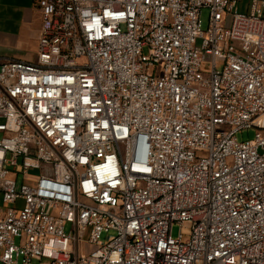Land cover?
<instances>
[{"label":"built area","instance_id":"1","mask_svg":"<svg viewBox=\"0 0 264 264\" xmlns=\"http://www.w3.org/2000/svg\"><path fill=\"white\" fill-rule=\"evenodd\" d=\"M239 2L37 0L36 61L0 62V264H264V0Z\"/></svg>","mask_w":264,"mask_h":264},{"label":"crops","instance_id":"2","mask_svg":"<svg viewBox=\"0 0 264 264\" xmlns=\"http://www.w3.org/2000/svg\"><path fill=\"white\" fill-rule=\"evenodd\" d=\"M40 28L37 0H0V62L36 61Z\"/></svg>","mask_w":264,"mask_h":264},{"label":"rangeland","instance_id":"3","mask_svg":"<svg viewBox=\"0 0 264 264\" xmlns=\"http://www.w3.org/2000/svg\"><path fill=\"white\" fill-rule=\"evenodd\" d=\"M248 5H249V0H240V2L238 3V8L240 11H244L247 12L248 11ZM208 21H209V10L207 8H204L201 12V17H200V23H201V27L203 29H206L208 26ZM230 22V18L227 19L226 23L227 25ZM217 62V67L221 68L223 65V60L221 58H217L216 59ZM212 63H213V56L209 53H206L204 56V59L202 60V64H201V69L205 72H209L212 69ZM255 135V129L254 128H250L248 130H243L241 132L237 133L238 139L240 140H244V139H248V138H253ZM1 137V134H0ZM38 172V170L36 169H30V174H36ZM2 200L0 197V204H1ZM70 228L69 225H67L66 231H68ZM180 229L183 232V236L184 239L188 238L189 236V231H190V226L189 223L184 222V223H178L175 222L172 225V235L174 237L178 236V233L180 231ZM106 239V233H104L102 235V240ZM48 260L47 259H34L33 262L31 264H47Z\"/></svg>","mask_w":264,"mask_h":264}]
</instances>
